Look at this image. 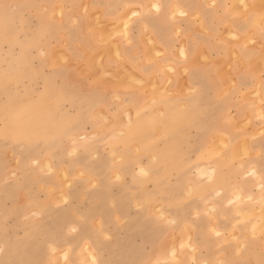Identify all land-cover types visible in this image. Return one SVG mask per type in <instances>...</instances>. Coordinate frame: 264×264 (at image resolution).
Instances as JSON below:
<instances>
[{"label": "rangeland", "instance_id": "obj_1", "mask_svg": "<svg viewBox=\"0 0 264 264\" xmlns=\"http://www.w3.org/2000/svg\"><path fill=\"white\" fill-rule=\"evenodd\" d=\"M111 1L0 0V264H264V174L248 142L196 95L172 110L169 81L109 65L140 4L159 5L122 0L108 19ZM84 30L101 49L75 39Z\"/></svg>", "mask_w": 264, "mask_h": 264}, {"label": "crops", "instance_id": "obj_2", "mask_svg": "<svg viewBox=\"0 0 264 264\" xmlns=\"http://www.w3.org/2000/svg\"><path fill=\"white\" fill-rule=\"evenodd\" d=\"M121 1L107 2L108 19H116V13L124 10ZM263 1L214 0V5L207 7L204 0H159L160 11L157 12L147 9L143 0L142 13L132 26V42L126 40L124 34L118 38L123 59H107L113 69L126 62L139 71L141 78L162 86L169 81L173 90L172 110L185 108L188 95H196L201 110L211 106L210 118L217 114L218 122L214 125L219 131L226 134L230 126L235 130L233 134L230 132V140L248 142V168L260 174H264V134L257 136L256 132L264 128V117H259L256 92L264 99V19L260 18ZM99 2L97 0V4ZM231 5L233 11L229 9ZM179 9L186 12L180 18L175 13ZM67 17L71 22L73 14L67 13ZM82 22L93 23L92 18L82 19ZM94 36L95 33L86 30L74 34L90 51L101 49L93 40ZM75 51L76 55L83 52L82 49ZM229 77H233L235 83L227 91ZM189 83L196 87L193 93L186 92L185 86ZM231 107L236 109L234 125L222 119L230 116ZM247 118L252 121L250 131L241 125ZM238 155L236 150L234 156ZM247 191L252 193L249 188Z\"/></svg>", "mask_w": 264, "mask_h": 264}, {"label": "snow or ice", "instance_id": "obj_3", "mask_svg": "<svg viewBox=\"0 0 264 264\" xmlns=\"http://www.w3.org/2000/svg\"><path fill=\"white\" fill-rule=\"evenodd\" d=\"M153 7L156 9L157 12L160 11V6L159 5H154ZM134 15H135V13H134ZM144 174L146 175L147 173H144ZM117 179H119V177ZM72 231H76V229L73 228ZM157 264H167V262L166 261H162V262H157Z\"/></svg>", "mask_w": 264, "mask_h": 264}, {"label": "bare ground", "instance_id": "obj_4", "mask_svg": "<svg viewBox=\"0 0 264 264\" xmlns=\"http://www.w3.org/2000/svg\"><path fill=\"white\" fill-rule=\"evenodd\" d=\"M131 137V136H130ZM122 144V143H121ZM48 163V162H47ZM264 186V185H263ZM171 193V192H170ZM171 195V194H170ZM172 196V195H171ZM170 197V196H169ZM170 198H172V197H170ZM174 200V199H173ZM172 199H171V201H173ZM176 200V199H175ZM261 208H262V212L264 213V203H262L261 205Z\"/></svg>", "mask_w": 264, "mask_h": 264}]
</instances>
